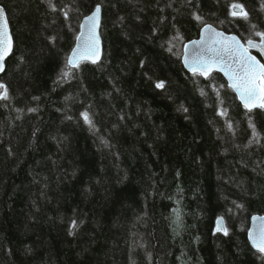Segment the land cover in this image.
Instances as JSON below:
<instances>
[{"label": "trees", "instance_id": "obj_1", "mask_svg": "<svg viewBox=\"0 0 264 264\" xmlns=\"http://www.w3.org/2000/svg\"><path fill=\"white\" fill-rule=\"evenodd\" d=\"M0 5L15 39L0 74V264H264L249 241L264 216V108L182 61L207 24L260 41L264 0ZM98 5L103 59L72 68Z\"/></svg>", "mask_w": 264, "mask_h": 264}, {"label": "snow or ice", "instance_id": "obj_2", "mask_svg": "<svg viewBox=\"0 0 264 264\" xmlns=\"http://www.w3.org/2000/svg\"><path fill=\"white\" fill-rule=\"evenodd\" d=\"M231 16L248 18V13L241 3L231 4ZM100 7L97 6L92 16L87 18L90 24L87 36L81 32L77 44L67 63L73 67H79L81 60H90L96 63L99 55V38L96 28L99 23ZM67 15V13H65ZM197 19H202L197 17ZM255 27V26H253ZM207 38L193 42L191 54L185 51L184 62L193 75L210 77L213 71L223 72L230 82V87L238 93L239 99L249 111L256 107L264 108V63L251 55L250 49L256 48L264 52V31H256L254 34L261 37L259 42L248 39L242 43L236 36H225L217 32L212 25L204 29ZM11 51V35L7 27V18L3 7H0V72L4 71L5 56ZM68 73H65L67 75ZM157 87H164L163 83ZM0 100L8 99L6 85L0 83ZM35 111V109H32ZM226 113L221 112V115ZM83 119L89 125L92 120L88 112H84ZM257 219V218H254ZM75 222L73 227H75ZM217 231L227 234V228L223 225V218L217 222ZM253 243L260 252H264V220L259 225L258 231H254Z\"/></svg>", "mask_w": 264, "mask_h": 264}, {"label": "water", "instance_id": "obj_3", "mask_svg": "<svg viewBox=\"0 0 264 264\" xmlns=\"http://www.w3.org/2000/svg\"><path fill=\"white\" fill-rule=\"evenodd\" d=\"M98 6L100 7V14H99V23H98V26H97V28H96V34L98 35V38H99V44H98L99 55H98L97 62H96V63H93V64H98V63H100V62L102 61V59H103V56H104V40H103V36H102L103 9H102V6H101V5H98ZM0 7H3V9H4V12H5V15H6V18H7V27H8V30H9V32H10V35H11V51L5 56V59H4V62H3V63H4V71H5L6 66H7V59L13 54V51H14V47H15V39H14V35H13V31H12V27H11V23H10V19H9L8 13H7V11H6V9H5V7H4L3 5H0ZM96 8H97V7H96ZM96 8H95V9H96ZM95 9L93 10V12H92L89 16H92V14L95 12ZM89 16H87V17H85V18L83 19V21H82V23H81V27H80V33H79L78 37H80L81 32H84L85 35L87 36V33H88V31H89V28H90V24H89V22L87 21V18H88ZM207 25H211V24H207ZM207 25H205V26L202 27V29H201V31H200V34H199V37H198V38H196V39H194V40H191V41L187 42V43L185 44V46H184V52H183L182 61H183V64H184L185 68H186L190 73H192V71L189 69V67H188V66L185 64V62H184L185 51L187 50L188 53H189V55H190V54H191V51H192V48H193V42H195V41H201V40L207 38V34H206L205 31H204V29H205V27H206ZM212 27H213L217 32H221V33H223L225 36H236V37H238V38L240 39V41H241L242 43H245V42H244V41H243L238 35H236V34H229V33L225 32V31H223V30L218 29L217 27H215V26H213V25H212ZM78 37H77V39H76L75 46H74V48L72 49V51H71L69 57L71 56L72 52H73L74 50H76V48H77V44H78V43H81V40H78ZM256 42H259V41H256ZM252 49L257 50V51L259 52V56L256 55L255 53H253V52L251 51ZM252 49L249 50L250 53H251V55L255 56V57H256L261 63H264V52H261L259 49H256V48H252ZM83 62H90V63H92L90 60H81L80 63H79V65H80L81 63H83ZM70 67H72V68H77V67H73V66H71V65H70ZM4 71L0 72V74H2ZM213 73H220V74H222V75L224 76V78L227 80V82H228V84H229V86H230V82H229L228 78L224 75L223 72H220L219 70H216V71H213ZM213 73H212V74H213ZM203 77H205V76H203ZM205 78H207V77H205ZM233 91H234V90H233ZM234 92H235V91H234ZM235 94L237 95V97H238V99H239V95H238V93L235 92ZM239 101H240V102L242 103V105L244 106L243 102H242L240 99H239ZM255 109H262V108H260V107H256V108H254V109H252V110H255ZM254 218H257V219H254ZM220 219H221V218H220ZM220 219H218V220H220ZM218 220L216 221V224H215L216 229H217V222H218ZM262 220H264V216H262V215H258V214H257V215H254V216L251 218V224H250V229H249V241H250L252 247H253L255 250H257V251H259V250H258L257 247L254 245V243H253V239H252V236H253V234H254V231H258V229H259V225H260V223L262 222ZM223 225H224V227H226V226H225V223H224V220H223ZM216 231H217V230H216ZM217 232H222V231H217ZM222 233H224V232H222ZM259 252H260V251H259ZM261 253L264 254V252H261Z\"/></svg>", "mask_w": 264, "mask_h": 264}]
</instances>
